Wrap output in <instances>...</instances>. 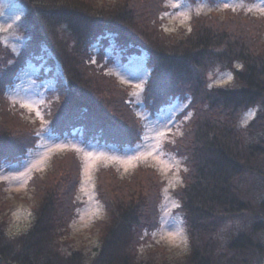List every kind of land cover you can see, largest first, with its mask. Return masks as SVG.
<instances>
[{
  "label": "trees",
  "instance_id": "1",
  "mask_svg": "<svg viewBox=\"0 0 264 264\" xmlns=\"http://www.w3.org/2000/svg\"><path fill=\"white\" fill-rule=\"evenodd\" d=\"M24 1L26 46L12 68L4 65L11 55L0 45V158L16 160L34 132L27 120H4L21 113L8 104L4 85L20 59L43 49L65 74L50 91L54 97L47 118L53 131L64 135L77 129L87 140L129 127L133 114L125 85L95 62L103 50L94 52V42H107L111 34L129 53L147 51V106L159 108L171 97L189 96L193 114L175 142L187 162L176 196L190 244L184 258L170 263L143 257V231L156 222L153 202L142 200L144 185L130 194L116 189L106 196L100 190L109 220L101 222L105 227L92 254L65 245L62 234L75 209L70 189L78 180L75 161L67 158L36 193L38 206L25 231L9 234L0 221V264H264L262 36L220 23L207 26L203 20L209 17L203 14L189 31L171 35L158 19L163 0H140L138 7L132 0ZM219 63L233 71V85L206 84L201 72ZM247 108L256 112L243 124L240 116ZM146 189L149 196L155 193Z\"/></svg>",
  "mask_w": 264,
  "mask_h": 264
},
{
  "label": "rangeland",
  "instance_id": "2",
  "mask_svg": "<svg viewBox=\"0 0 264 264\" xmlns=\"http://www.w3.org/2000/svg\"><path fill=\"white\" fill-rule=\"evenodd\" d=\"M132 1L133 6L138 7L140 0ZM225 4H228L227 8ZM162 5L158 19L161 27L170 34L189 31L193 19L203 14L209 17L206 18L209 21L203 20L208 22L207 26L220 23V26L224 24L231 31L236 28L242 34L246 28L248 32L259 33L264 40V0H163ZM26 9L24 0H0V45L11 55L4 64L11 68L26 46L27 26L22 20ZM107 40L94 42V52L103 50L100 51L101 61L97 55L95 62L101 70L113 74L125 85L127 104L133 114L126 130L118 127L111 135L99 134L86 140L77 129L64 135L53 131L47 113L54 97L50 91L57 89L58 79L65 75L61 64L53 59L48 49L26 56L16 64L8 78L9 83L4 85V94L8 104L21 113L20 117L11 114L4 120L9 124L27 120L34 132L26 144L22 143L16 160L0 158L1 225L9 234L25 231L38 206L36 193L46 188L48 179L56 173L57 164L68 158L75 161L78 180L70 189L74 216L68 224L67 234H62L65 238L62 242L82 249L85 255L92 254L99 246L105 227L101 222L109 220L100 190L106 196L114 194L116 189L130 194L131 189L139 190L145 185L142 200L153 202L152 217L156 222L155 226L143 231L141 251L152 263H170L184 258L190 244L178 209L180 200L176 196L178 186L184 181L187 162L177 154L175 142L176 137L183 134L185 121L193 114L188 106L189 96L171 97L159 108L147 106L144 92L150 71L147 51L129 53L127 47L111 34ZM201 75L209 86L234 84L233 71L220 63L202 71ZM255 112V108H247L240 116L241 122L247 124ZM115 132L117 134L112 136ZM68 151L73 153L72 156L65 155ZM146 188L155 193L149 196Z\"/></svg>",
  "mask_w": 264,
  "mask_h": 264
},
{
  "label": "snow or ice",
  "instance_id": "3",
  "mask_svg": "<svg viewBox=\"0 0 264 264\" xmlns=\"http://www.w3.org/2000/svg\"><path fill=\"white\" fill-rule=\"evenodd\" d=\"M173 7H176V5H173ZM225 7L227 8V7H228V4H225ZM262 14H264V13H262ZM228 79H229V80L232 79L231 75H229ZM185 171H187V169H185Z\"/></svg>",
  "mask_w": 264,
  "mask_h": 264
}]
</instances>
